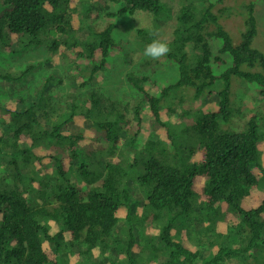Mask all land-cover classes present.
<instances>
[{
	"label": "trees",
	"instance_id": "trees-1",
	"mask_svg": "<svg viewBox=\"0 0 264 264\" xmlns=\"http://www.w3.org/2000/svg\"><path fill=\"white\" fill-rule=\"evenodd\" d=\"M223 1L181 0L171 37L163 39L171 52L159 59L144 56L153 39L146 37L148 28H139L144 41L138 62L130 53L125 57L114 36L116 21L137 11L159 15L161 0H0L2 50H14L17 39L18 51L45 43L77 59L68 76L73 92L57 90L62 78L49 84L56 80L51 71L32 104L39 111L13 106L3 119L0 110V264H66L61 255L76 247L89 264H142L130 230L121 254L112 258L109 251L121 243L113 232L135 188L150 220L163 219V245L150 244V261L161 254L166 259L159 264H264V162L258 147L264 114L249 109L241 128L233 116L240 82L264 98V54L252 45L257 0L246 8L238 42L220 24L231 16ZM117 52L123 59L114 57ZM119 61L125 86L115 96L102 81ZM162 65L176 75L160 79ZM12 66L0 67V79L23 86L31 66L22 73ZM21 90L12 89L11 103L19 104ZM176 105L185 115L181 130L171 128L158 142L152 136L137 153L126 152L121 142L132 129L137 135L147 121L155 130L166 126ZM77 115L87 125L67 136L64 126ZM83 152L102 157L104 167L80 160ZM47 218L56 225L46 224ZM177 223L201 232L174 240ZM94 250L100 259L93 258Z\"/></svg>",
	"mask_w": 264,
	"mask_h": 264
},
{
	"label": "rangeland",
	"instance_id": "rangeland-1",
	"mask_svg": "<svg viewBox=\"0 0 264 264\" xmlns=\"http://www.w3.org/2000/svg\"><path fill=\"white\" fill-rule=\"evenodd\" d=\"M89 0H87L88 2ZM252 1L256 0H224L222 5L227 8V12L231 13V18L228 19H220V24L222 27L229 33L230 37L234 42H238L240 38V34L244 31V26L242 25L243 17H246V8ZM86 2V3H87ZM161 3L164 7V10L159 14L155 15L154 13L148 11H137L132 15L124 16L122 18L117 19V28L115 30L114 36L119 44L125 48L126 55L130 53L136 61L141 62L143 60H139L140 49L143 47L144 38L139 35L138 29L143 28L147 29L146 37L154 39V37H159L160 39H166L171 37L172 29L176 24L177 12L181 7V0H161ZM85 5V4H84ZM254 15L256 19V28L257 33L255 38L253 39L252 45L260 50L264 54V0H257V3L254 4ZM169 8L171 11H167L166 8ZM168 13V14H166ZM161 16H164L161 18ZM109 19L101 22L97 28L101 29L103 25H105ZM45 39V37H44ZM52 38H50L49 45L52 43ZM17 39L13 41L12 47L14 50L4 49L2 50V44L0 42V67L6 68V65L13 64L11 68H15L20 73L23 71H29L27 68L31 66V71L26 75L24 81V85L21 84H9L6 80L0 79V110L4 112L3 119L7 118V114L11 113L12 107L17 106L21 112L31 106L32 110H38L37 106L32 104H37L35 99H37V94L41 91V87L44 83L48 82L47 79L50 76L51 71L54 72L53 76L50 78L53 83L49 82V84L59 83V79H63V83L60 85H55L57 90L62 94L63 92H73L75 88L69 85L70 81L69 74H72V68L74 62L71 61L68 57L63 54V51L66 50L64 47H59L54 49L48 48V44L42 43L39 46L34 48H28V46H24L20 51H18ZM134 48L137 50L136 54L133 56L130 50ZM74 53V52H73ZM72 53V54H73ZM122 54V53H121ZM114 57L116 59H123L120 55V52L115 53ZM44 58V59H43ZM15 59V61H14ZM122 62H117V65L110 71V76L108 79L103 80L104 74L100 75L99 79H101L102 84L105 86V90L107 93H111L112 95L120 94L122 88L125 86L124 78L122 73L125 70V66L122 65ZM161 72L163 73V77L160 79L164 81L170 80L172 77L176 75L175 69L172 66H161ZM15 74V72H13ZM66 76V78H65ZM29 84V85H26ZM12 89H22V94L19 97L20 92H18V97L20 99L19 104L18 101L11 103V100L14 98L12 93ZM53 90V87H52ZM49 91V90H47ZM49 95H44V98H48ZM233 99L235 101V114L233 115L236 121L238 122V127L241 128L244 121H246L249 109L253 111H260L264 114V98L261 94L256 92L253 89H250L245 83L240 82L237 87L234 89ZM11 103V104H10ZM241 104H245L246 108H242ZM47 106L44 107L46 109ZM174 110V116L169 115L165 119L166 126L159 127L158 130H155V123L152 121H147L145 126H147L143 131L139 132L137 135H134L133 129L132 132L127 134L128 136L125 139H122L121 144L126 152L136 153L144 146V142L149 140L152 136L154 137L152 141H159V139L164 136H168V131H176L182 129L184 124L185 115H180L178 110L181 109L179 105H176L171 108ZM182 110V109H181ZM166 112V111H164ZM163 112V113H164ZM166 116V113H164ZM168 115V114H167ZM1 116V115H0ZM87 122L83 120V117L76 116L71 121H68L66 126H64V134L69 135V133H78V131L83 130L86 127ZM167 124L170 127H167ZM152 125V126H150ZM150 126V127H149ZM2 134V128L0 129V136ZM6 133L3 135L5 136ZM258 147L261 152V157L264 162V134L259 140ZM84 154V155H83ZM81 154V159L86 160V163H91L98 161V166L100 168L104 167L105 162L102 157H96L88 152H83ZM80 159V160H81ZM79 162V160H78ZM48 174L53 177L54 173L50 170ZM132 198L131 202H128V206L123 207L120 213L119 221L117 226L113 232L112 237H116L119 239L121 243L118 244V249L111 247V256L117 255L116 252L120 253V250H124L126 247V241L129 237V230L136 234L137 238V246H136V254L135 257L140 260L142 264H159L161 261L166 259V255H159L156 259L150 261L149 259V249L150 244H154L158 247L163 245L159 234L160 227L163 225V219H155L150 220V213L148 211L145 212V206H147L146 201L142 200V197L139 195L138 190L132 189ZM201 197L197 196L195 198V205L200 204ZM125 208V209H124ZM46 224L53 226L56 225L55 221L47 218L45 220ZM133 226V228H131ZM201 231L194 229H186L180 223H177L172 232L174 240L182 241L185 240L186 237L195 238ZM194 243L197 245V242L194 240ZM65 247L69 250L68 244L64 243ZM146 244H148L146 247ZM186 244V241H185ZM80 247H76L74 250L70 251L73 254L69 255H61L66 264H89V261L86 258V255L81 254L79 252ZM93 258L95 260L100 259L97 255L98 250H94ZM168 254L167 252H165ZM206 257H209V252L205 254ZM224 264H244L243 261L239 262L238 260L235 262H231L228 260Z\"/></svg>",
	"mask_w": 264,
	"mask_h": 264
},
{
	"label": "clouds",
	"instance_id": "clouds-1",
	"mask_svg": "<svg viewBox=\"0 0 264 264\" xmlns=\"http://www.w3.org/2000/svg\"><path fill=\"white\" fill-rule=\"evenodd\" d=\"M170 52H171V48H170L169 42L167 40L160 39L159 37L154 38L144 48V56L150 57L152 59H159L161 57L168 55ZM75 134H76V132L75 133H69V135H67V136L75 135ZM83 141H82V143H83ZM81 154L79 155V159L81 157ZM77 160H78V158H77Z\"/></svg>",
	"mask_w": 264,
	"mask_h": 264
},
{
	"label": "bare ground",
	"instance_id": "bare-ground-1",
	"mask_svg": "<svg viewBox=\"0 0 264 264\" xmlns=\"http://www.w3.org/2000/svg\"><path fill=\"white\" fill-rule=\"evenodd\" d=\"M44 59V58H43Z\"/></svg>",
	"mask_w": 264,
	"mask_h": 264
}]
</instances>
